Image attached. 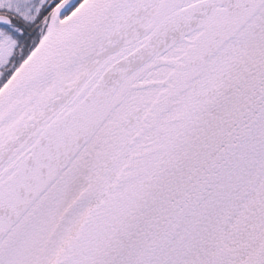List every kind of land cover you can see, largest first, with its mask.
Returning <instances> with one entry per match:
<instances>
[{"label":"snow or ice","instance_id":"6c2138e0","mask_svg":"<svg viewBox=\"0 0 264 264\" xmlns=\"http://www.w3.org/2000/svg\"><path fill=\"white\" fill-rule=\"evenodd\" d=\"M0 264H264V0H0Z\"/></svg>","mask_w":264,"mask_h":264}]
</instances>
